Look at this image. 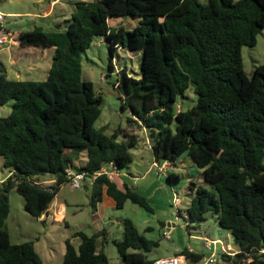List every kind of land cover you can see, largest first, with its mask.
I'll use <instances>...</instances> for the list:
<instances>
[{"label": "trees", "instance_id": "obj_1", "mask_svg": "<svg viewBox=\"0 0 264 264\" xmlns=\"http://www.w3.org/2000/svg\"><path fill=\"white\" fill-rule=\"evenodd\" d=\"M74 9L64 28L43 24L11 35L22 45L54 47L44 79L9 76L0 59V105L11 110L0 116V155L10 173L0 182V264H46L34 239L12 240L7 226L8 192L16 188L25 209L39 218L54 200L68 169L94 176L103 164L124 169L133 160L132 148L144 128L155 160L178 165L187 152L202 168L213 188L197 184L186 207L189 228L213 211L239 250L219 253L220 264H264V62L249 74L243 46L255 45L264 29V0H72ZM139 16L131 29L110 23L114 16ZM109 40L110 67L120 47L138 51L139 69L118 70L117 87L128 127L106 131L97 126L103 96L82 77L83 51L94 38ZM193 85L196 102L189 108L177 102ZM122 135V137H121ZM121 137V138H120ZM84 152L86 161L75 164ZM184 160V159H183ZM50 176L44 183L39 177ZM178 172L167 180L176 184ZM87 185V184H86ZM87 187H90L87 185ZM116 206L130 199L153 210L137 186L120 185L106 173L91 182L90 204L95 211L104 194ZM181 213V211H179ZM193 223V225H191ZM123 236L114 242L122 257L112 263L104 250L107 229L91 234L77 229L65 239L61 264H148V252L159 240L140 232L128 216ZM79 236L76 245L72 237ZM101 243V245H100ZM198 261L205 255L185 247L179 251Z\"/></svg>", "mask_w": 264, "mask_h": 264}, {"label": "rangeland", "instance_id": "obj_2", "mask_svg": "<svg viewBox=\"0 0 264 264\" xmlns=\"http://www.w3.org/2000/svg\"><path fill=\"white\" fill-rule=\"evenodd\" d=\"M45 1L29 3L21 0H0V10L6 14L5 27L16 34L39 24H43L46 29H55L58 26L64 28V20L60 23L52 21L49 24L33 13H8L12 9L39 12ZM53 17L55 18L56 16ZM138 20L139 16L134 15L114 16L110 18V23L115 26L123 24L127 29H131L138 23ZM3 47L0 55L3 56V60L9 67V76L13 77L15 76L14 65L11 62L13 51L11 46L5 45ZM242 52L244 67L251 74L257 62H264V29L258 34L257 43L255 45L245 44ZM41 55L42 51L37 50L34 54H28L23 59L31 60L34 68L31 76L35 79L46 78L52 62V53L48 49H46L45 57ZM110 60L108 38L105 35L96 36L92 44L83 51L82 77L91 80L96 91L103 96L102 113L96 120V125L105 126L106 131L109 133L117 128L123 132L128 127L127 117L130 112L121 108L122 99L120 90L117 87L118 70L126 67L129 71L135 73L139 69L140 59L138 58V51L120 47L113 59V68L110 67ZM26 74L23 76H27ZM186 95L185 98L178 100V108L182 105L186 109L196 102L197 94L194 92L193 85H190L186 90ZM11 103L12 101H9L0 105V116L10 112ZM137 132L140 134V141L131 149L133 160L124 169L137 175L145 174L147 168L151 169L143 178L135 179V182L139 185V189L147 195L153 210H149L130 199L125 202L124 206H115L109 197L103 196V199L99 202L100 211L94 214L90 204L91 178H88L86 179L87 183L83 181V185L80 187H73L70 182L62 184L58 196L67 200L68 224L62 221L52 226L50 222H45L27 211L24 206V196L16 188H12L8 192L10 213L7 218V226L11 232L12 240L16 242L33 238L36 240V236H38L37 249L44 258L45 263L61 264L66 250L64 238L70 236L74 229H82L91 234L98 227L104 226L107 228L106 238L103 241L104 250L112 263L121 262L122 257L114 239L123 236L122 218L128 216L135 222L140 232L144 233L148 238L159 240V245L154 246L148 252L151 258L174 254L178 249L190 246H193L194 250L206 254L211 248L205 245L206 241L203 237L191 235V233L197 232L212 238L221 237L225 240H230L233 246L237 247L233 236L228 237L229 230L220 225L217 220V214L213 211L207 212L206 218L199 224L190 227V229L187 226L185 218L186 207L196 192L195 189H191V183L195 181L199 185L213 188L212 184L203 178L201 166L191 161L187 152L183 153L178 159V165L166 164L167 172L173 170L181 175L179 182L171 184L167 180V172L159 173L158 167L154 165L153 151L149 144L145 142L149 139L146 130L140 127L137 128ZM140 157H142L143 162L140 161ZM74 162L78 165L82 163L79 154L74 155ZM9 171L10 167L3 164V156L0 155V178H4ZM45 177H47L46 179L50 178V176ZM44 179V177L38 178V180L45 183ZM85 184L90 187L86 188ZM176 194L180 197L178 205L174 203ZM195 227L198 229H195ZM51 239L54 241L53 248L50 247ZM75 240V244L78 245L80 237H75ZM48 256L53 259L49 260ZM217 257V261L209 262L208 264H220L219 253ZM201 262L202 259L195 261L190 257H186L184 264H200Z\"/></svg>", "mask_w": 264, "mask_h": 264}, {"label": "crops", "instance_id": "obj_3", "mask_svg": "<svg viewBox=\"0 0 264 264\" xmlns=\"http://www.w3.org/2000/svg\"><path fill=\"white\" fill-rule=\"evenodd\" d=\"M21 1L29 2V3L31 2L32 3V2H40V1L42 2L43 0H21ZM73 9H74V5L72 3V0H46L44 6L41 8V10L39 12H31V11H22V10H18V9H12V10H9L8 13H11V14H23V13L29 14V13H33L34 15L40 16L45 23L47 22V23L50 24L52 21H55L56 23L62 22L63 20H65L66 18H68L71 15V12L73 11ZM53 16H56V17L54 18ZM7 46H11V49L13 51V54H12V57H11V62L13 63V65H14L13 67H14V70H15L14 71L15 72V76H13V77H16V78H32L31 75H32V70L34 68H33L32 64H31V60H23L26 55L31 54V53L34 54L37 50H41L42 51V55L41 56L45 57L46 49H48L52 53V56H53V50H54V47H39V46H32V45H22V44H20L19 40H17V39H15V42L13 44H10V45H7ZM3 48L4 47L1 46L0 47V51ZM2 57L3 56L0 55V59L6 64L5 60H3L4 58H2ZM50 66H51V64H50ZM34 67H35V65H34ZM7 68H9V67L7 66ZM25 73H27L26 74L27 76H23ZM48 73H49V70H48ZM48 73H47V76H48ZM32 79H35V78H32ZM79 156H80V159H82V163L86 161L87 157H86V154L84 152L80 153ZM140 161L143 162L142 157H140ZM154 161H155V158H154ZM166 162H168V161H166ZM169 165H170V163H169ZM70 168L76 169L74 167H70ZM150 170H151L150 168H147L145 174L137 175V174H133L132 172H127L125 169H121L118 172V174H115L113 179H115L120 185H122L124 183H130V184H133V185H135V186H137L139 188V185L137 184V182H135V179L143 178ZM9 173L10 172H8V174ZM43 177L45 178L44 179L45 183H47V182L51 183L52 181H54L53 178L46 179L47 177H45V176H43ZM85 182L87 183V180H85ZM91 182H92V179H91ZM87 188H89V187H87ZM58 195H59V191L57 192L54 200L52 201L50 206L47 208V210L45 212H43L41 216H39V218H41L45 222H50V224L52 226H54L53 224H55L57 222H62V221L66 222L68 224V221H67V200H66V198L65 199H61ZM104 196L109 197L111 199L112 203L115 205V201L110 195L105 193ZM99 202H98L96 210L94 211V214H96L97 212L100 211ZM189 203L187 204V206L189 205ZM101 228L107 229L104 226L103 227L100 226V228L98 227L97 230H99ZM77 229H74V231L77 230ZM195 229H198V228L195 227ZM72 233H71L70 236H67V237H71ZM191 235H194V236H197V237H203L205 239V241H206V237L207 238H212V237H209V236H207L205 234H202V233H199V232L191 233ZM229 236H232L230 231H228V237ZM36 237L38 239V236H36ZM67 237L64 238V241H65V239ZM75 237H77V236H73L72 237V240H73L74 243L76 241ZM37 239L36 240L34 239L36 248H37ZM215 239H221L225 243L228 242V243L232 244V242L230 240H225V239H223L221 237H216ZM53 242L54 241L51 239L50 240V247L51 248H53V246H54ZM79 242H80V240H79ZM79 242H78V244H79ZM205 245H206V242H205ZM217 245H219V246H217ZM235 248L238 249V246L235 247ZM189 249L194 250V247L190 246ZM215 249H216L217 254L222 252L223 251L222 243H220V242L216 243L215 244ZM179 251H181V249H178L177 252H175V253L180 254ZM209 252L210 251H208L205 255H207ZM181 255H183L184 262H185V259H186L185 254H181ZM51 256H48L49 260H51V258H52ZM43 260H44V258H43Z\"/></svg>", "mask_w": 264, "mask_h": 264}, {"label": "built area", "instance_id": "obj_4", "mask_svg": "<svg viewBox=\"0 0 264 264\" xmlns=\"http://www.w3.org/2000/svg\"><path fill=\"white\" fill-rule=\"evenodd\" d=\"M6 14L0 10V47L4 45H10L15 42V38L11 35V30H8L5 27L4 20H5ZM149 144L151 147V142L149 139L145 141ZM168 162H159L157 160L154 161V165L158 167L159 173H166L167 172V164ZM120 169H118L116 166H114L113 162L105 163L102 165V167L95 172L94 176L100 173H106L110 178L113 179L115 174H118ZM68 176H69V182L73 187H80L83 185V181L86 180L87 174L84 171H79L73 168L68 169ZM93 176V177H94ZM91 177V179L93 178ZM5 178H0V182H2ZM180 201V197L178 194L174 196V203L178 205V202ZM187 226L188 222L186 221ZM189 228V226H188ZM222 243V249L223 251L229 253V254H235L238 252L239 248L236 249L231 243H225L221 239H215V238H207L206 237V246L208 248H211L210 252L207 255H204L202 258V262L200 264H208L209 262H214L218 260L217 252L215 249L216 243ZM148 264H184V258L183 255L174 253L170 255H163L159 257H155L153 261H151Z\"/></svg>", "mask_w": 264, "mask_h": 264}, {"label": "water", "instance_id": "obj_5", "mask_svg": "<svg viewBox=\"0 0 264 264\" xmlns=\"http://www.w3.org/2000/svg\"><path fill=\"white\" fill-rule=\"evenodd\" d=\"M85 187L87 188V186L85 185Z\"/></svg>", "mask_w": 264, "mask_h": 264}]
</instances>
